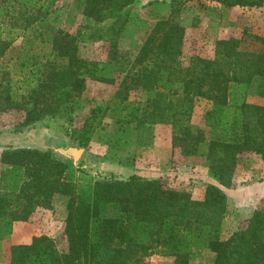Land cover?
Wrapping results in <instances>:
<instances>
[{
  "label": "trees",
  "instance_id": "obj_1",
  "mask_svg": "<svg viewBox=\"0 0 264 264\" xmlns=\"http://www.w3.org/2000/svg\"><path fill=\"white\" fill-rule=\"evenodd\" d=\"M134 1L85 0L84 14L96 22H110L97 28L80 27L74 34L54 31V58L65 57L66 66H51L22 79L19 73L15 79L0 62V99L6 103L2 109L23 108V121L29 124L46 114L56 115L63 102L72 103L85 87L84 72L92 79L113 82L97 73L94 62L78 55V43L109 40L115 45L114 39L129 19L126 7ZM215 1L229 7L264 5V0ZM55 2L0 0V58L17 34L46 17ZM9 6L22 15L21 22L13 21L19 28L5 24V17H11ZM180 8L171 3V14ZM37 31L43 40L41 30ZM254 37L264 44V37ZM183 38V27L170 18L156 21L111 101L118 105L117 121L141 126L169 115L174 123L190 114L196 97L210 100L211 107L204 114L210 134H193L186 128L183 135H173L172 145L181 146L185 155L204 156L215 183L206 185L202 199L165 185L159 177L143 178L135 173L78 185L68 181L75 172L69 160L49 150L8 148L0 158L6 164L0 170V220H27L36 207L51 208L56 192L69 196L63 229L67 250L60 252L50 236L36 235L29 243L11 245L10 264H145L143 256L154 246L174 256L173 264H206L190 260L197 247L214 254L210 264H264V207L252 212L245 227L220 239L228 200L224 188L232 186L238 154L252 151L264 160V106L230 100L233 84L242 85V96L264 95V50L249 53L239 49L237 38L218 39L213 58L193 55L184 65L180 59ZM137 88L162 91L144 101L130 99V91ZM107 108L91 107L81 127L71 130V139L86 146ZM68 109L64 111L70 119Z\"/></svg>",
  "mask_w": 264,
  "mask_h": 264
},
{
  "label": "rangeland",
  "instance_id": "obj_2",
  "mask_svg": "<svg viewBox=\"0 0 264 264\" xmlns=\"http://www.w3.org/2000/svg\"><path fill=\"white\" fill-rule=\"evenodd\" d=\"M171 3L181 8L171 14ZM85 0H56L49 14L34 22L27 29L20 31L0 62L7 65L16 79L20 73L38 75L51 66L67 65L65 57H55L52 50L54 31L61 30L69 34L78 28L90 25L93 28L110 22H96L84 14ZM129 19L124 29L114 39L96 40L78 43V55L94 62L98 74L113 79L105 82L92 79L86 72L85 87L72 103L63 102L54 116L46 114L40 119L25 124V110L21 107L2 109L5 101L0 99V158L4 150L16 147H32L49 150L56 157L69 160L75 169L69 182L88 185L94 180L116 177L127 178L138 174L143 178L159 177L165 185L191 193L195 199H202L206 185L216 181L206 165L204 156L185 155L182 147L172 145L173 135L184 134L185 129L193 134L201 131L210 134L205 124L204 114L211 107V101L196 97L188 116L182 115L176 122L171 115L166 120L155 123H136L117 121L119 109L112 102V96L125 72L130 68L145 37L158 20L169 19L184 29L181 62L186 65L193 55L213 58L215 42L218 39L234 37L240 40L239 49L254 53L264 50V44L254 36L264 37V5L262 6H224L215 0H135L126 7ZM11 17H5V24L10 28L16 20L21 22L18 10L9 6ZM32 11H26L30 13ZM3 21V22H4ZM35 28V31L33 29ZM41 30L43 40L36 36ZM7 39L10 35L5 34ZM51 55L49 60L48 57ZM93 64L90 67L93 68ZM242 85L233 84L230 100L239 102L245 99L249 103L264 106V95H241ZM160 88L131 90L129 98L144 101L153 98ZM175 97V96H174ZM54 100V99H53ZM176 103V100H174ZM53 103L51 105H55ZM107 106L101 123L92 133L88 144L75 161L62 154L58 146L73 144V128L81 127L84 117L91 107ZM71 107L72 118L67 119L64 108ZM177 107V106H176ZM174 108L170 109L172 112ZM177 110V109H176ZM182 142V141H181ZM81 147V146H80ZM6 166L0 161V170ZM228 200L224 214L220 239H227L234 231L245 227L248 218L256 208L264 207V160L252 151L238 154L233 173V183L224 188ZM69 196L56 192L52 197L51 208L36 207L27 220H12L5 217L0 220V264H10V247L13 244L29 243L36 235H47L56 241L60 252L68 247L63 232L67 215ZM214 254L204 247H197L190 256L192 262H212ZM145 264H173L174 256L163 254L160 247H152L144 256Z\"/></svg>",
  "mask_w": 264,
  "mask_h": 264
},
{
  "label": "water",
  "instance_id": "obj_3",
  "mask_svg": "<svg viewBox=\"0 0 264 264\" xmlns=\"http://www.w3.org/2000/svg\"><path fill=\"white\" fill-rule=\"evenodd\" d=\"M58 149L62 154L73 158L75 161L83 152L82 147L73 144H62L58 146Z\"/></svg>",
  "mask_w": 264,
  "mask_h": 264
},
{
  "label": "crops",
  "instance_id": "obj_4",
  "mask_svg": "<svg viewBox=\"0 0 264 264\" xmlns=\"http://www.w3.org/2000/svg\"><path fill=\"white\" fill-rule=\"evenodd\" d=\"M211 182H213V183H215L214 181H211ZM210 183V182H209ZM203 198V197H202Z\"/></svg>",
  "mask_w": 264,
  "mask_h": 264
}]
</instances>
